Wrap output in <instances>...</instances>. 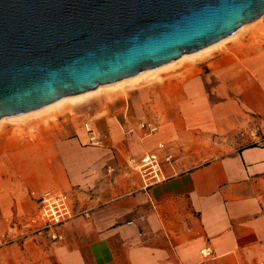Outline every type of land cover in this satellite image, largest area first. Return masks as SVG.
<instances>
[{"label":"crops","instance_id":"1","mask_svg":"<svg viewBox=\"0 0 264 264\" xmlns=\"http://www.w3.org/2000/svg\"><path fill=\"white\" fill-rule=\"evenodd\" d=\"M218 59L215 85L204 59V70L167 75L176 64L110 90L68 139V122L44 119L56 110L18 122L32 136L0 125V264H264V143L240 136H264V64ZM151 153L158 180L127 163ZM46 192L67 195L74 215L37 231L29 220Z\"/></svg>","mask_w":264,"mask_h":264},{"label":"water","instance_id":"2","mask_svg":"<svg viewBox=\"0 0 264 264\" xmlns=\"http://www.w3.org/2000/svg\"><path fill=\"white\" fill-rule=\"evenodd\" d=\"M264 0H0V119L211 46Z\"/></svg>","mask_w":264,"mask_h":264},{"label":"rangeland","instance_id":"3","mask_svg":"<svg viewBox=\"0 0 264 264\" xmlns=\"http://www.w3.org/2000/svg\"><path fill=\"white\" fill-rule=\"evenodd\" d=\"M261 17L260 19L258 18L257 20H255V22L248 24L249 26L247 25L244 28H242V30H240L238 34H236L234 37L228 40L225 44L220 45V47L217 46L216 48L211 49L210 51H207L206 53L202 54L203 56L200 55L199 57H196L192 60L190 59L183 60V62L179 63L180 64L179 66H175L174 68L169 69V70H173L177 68V70L172 71L167 75H175L180 72L187 71L195 63L197 65V68L201 67L204 70V59H205V78H209V80H211V85H215L211 77V72H213L215 68L217 67L219 68V64L222 63V61H220L218 57L223 54H226L227 56L231 57L232 61H234L233 63H240V61H242V63H244L246 66L248 65L249 67L252 68L261 66V64H264V15ZM160 73L154 78L152 75L147 80L145 79V82L151 81L152 79L163 78L164 74L160 75ZM124 83L125 82L121 83L122 84V85L120 84L121 86L120 85L117 86L116 87L117 89L115 88L112 90H121L122 92H126L127 82L125 84ZM142 84H140V86ZM121 87H123L124 89H122ZM110 90L111 89L103 88V91L101 90L92 96L83 97L81 100L77 101L76 103L74 102L75 104H77L76 108L72 107L74 103L65 101L61 108L52 112L53 114H50L48 117L44 119H51L52 125L55 128H57L59 125V122L57 120L58 117H59V121H63L64 123L65 121L68 122L63 124L65 125L66 128L63 133V136L68 139L72 136L73 124L76 123L82 124L84 121L83 119L90 118L94 114H96L97 111L101 109V103L104 104L107 102V98H108L107 95L109 94ZM29 118L20 117L19 119L15 117V118L6 119L4 123H2V126L4 125L7 126L8 128L6 130H2V133L10 132L13 133V136H17V135L32 136L33 134L31 130L24 132V130H21L18 126L19 121L25 119L29 120ZM39 121H43V120H39ZM29 122L30 121L24 123V126L31 128L32 125L29 124ZM216 137L217 136H213V141L218 139V138L216 139Z\"/></svg>","mask_w":264,"mask_h":264},{"label":"built area","instance_id":"4","mask_svg":"<svg viewBox=\"0 0 264 264\" xmlns=\"http://www.w3.org/2000/svg\"><path fill=\"white\" fill-rule=\"evenodd\" d=\"M141 128H147V134H152L157 131V127L153 124H140ZM86 131L90 134L89 142L91 144H98V136L90 129V127L85 125ZM240 136L247 137L251 144L261 145L264 143V136L259 134V129L257 127L246 128L240 132ZM163 146H159L162 148ZM172 159L171 155L165 156L164 161L170 162ZM161 158L157 154H146L141 158L137 159L130 157L127 160L129 166L134 167L140 172L142 177L146 180H158L161 176ZM39 210L37 214L30 218L29 222L33 228L37 231L42 229H51L63 219H66L74 215V208L71 200L67 195L63 193H51L46 192L39 199ZM51 239H60V237L51 232ZM209 249L206 248L201 251L204 258L209 255Z\"/></svg>","mask_w":264,"mask_h":264},{"label":"bare ground","instance_id":"5","mask_svg":"<svg viewBox=\"0 0 264 264\" xmlns=\"http://www.w3.org/2000/svg\"><path fill=\"white\" fill-rule=\"evenodd\" d=\"M263 16V15H262ZM262 18V17H261ZM260 19V18H259ZM255 22V21H254ZM245 26H247V25H244V26H241L236 32H234L233 34H231L230 36H228V37H226L225 39H223V40H221V41H219V42H217V43H215V44H213V45H211V46H207V47H205V48H203V49H201V50H199V51H197V52H194V53H190V54H185V55H182L180 58H178L177 60H174V61H172V62H170V63H168V64H165V65H163V66H160V67H157V68H154V69H151V70H148V71H145V72H143V73H140V74H137V75H135V76H132V77H130V78H126V79H123V80H120V81H118V82H116V83H113V84H109V85H107V86H99V87H97L96 89H94V90H92V91H88V92H85V93H82V94H79V95H75V96H69V97H63V98H60L59 100H57V101H55V102H53V103H51V104H49V105H47V106H45V107H43V108H40V109H38V110H35V111H32V112H28V113H24V114H20V115H16V116H10V117H2L1 119H0V125H2V123L6 120V119H8V118H19L20 119V117H22V118H29V117H31V116H34V115H37V114H39V112L41 113V112H49V111H52V110H57V109H59V108H61L62 107V105H63V103L65 102V101H69V102H71V103H76L77 101H79V100H81L83 97H86V96H92V95H94V94H96V93H98L99 91H103V88H106V89H115L117 86H119L121 83H123V82H128V85H129V83L130 82H136V81H138V80H140V79H142V77H145V76H152V74H155L156 72H159V71H162V70H165L166 71V69H169V68H172L173 66H175L176 64H179L180 62H183V60H188V59H190V60H192V59H194V58H196V57H199L200 55H202V54H204V53H206L207 51H210L211 49H214V48H216L217 46H219L220 47V45H222V44H225L228 40H230L232 37H234L236 34H238V32L240 31V30H242V28H244ZM249 26V25H248ZM203 56V55H202ZM196 61V60H195ZM155 72V73H154ZM158 74V73H157ZM154 76V75H153ZM155 76H156V74H155ZM150 78V77H149ZM143 79H145V78H143ZM142 81V80H141ZM124 83V84H125ZM140 83V82H139ZM123 84V85H124ZM135 84V83H134ZM137 84V83H136ZM122 85V84H121ZM120 85V86H121ZM138 85V84H137ZM135 87H137V86H135ZM122 89H124L123 87H121ZM129 88H131V86L129 87ZM117 89V88H116ZM74 103V105L72 106L73 108H76V105L77 104H75ZM71 107V106H70ZM38 116V115H37ZM25 120H28V119H25Z\"/></svg>","mask_w":264,"mask_h":264}]
</instances>
